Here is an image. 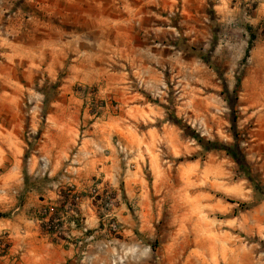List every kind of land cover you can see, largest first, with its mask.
Returning <instances> with one entry per match:
<instances>
[{"label": "rangeland", "instance_id": "obj_1", "mask_svg": "<svg viewBox=\"0 0 264 264\" xmlns=\"http://www.w3.org/2000/svg\"><path fill=\"white\" fill-rule=\"evenodd\" d=\"M94 122L153 203L97 264H264V0H0V218L35 137Z\"/></svg>", "mask_w": 264, "mask_h": 264}, {"label": "crops", "instance_id": "obj_2", "mask_svg": "<svg viewBox=\"0 0 264 264\" xmlns=\"http://www.w3.org/2000/svg\"><path fill=\"white\" fill-rule=\"evenodd\" d=\"M66 92L68 99L76 95L72 86ZM60 104L72 117L56 118L55 124L74 128L81 122L82 105ZM121 129L126 139L132 135L130 129ZM83 131L73 141L59 139L56 132L42 133L35 137L25 166H16L9 182L16 202L10 215L0 218V234H7L11 258L21 254L19 264H33L34 259V264H97L106 251H125L141 242L144 207L153 216V203L143 204L142 188L123 166L110 127L94 122ZM48 159L54 160L51 167ZM97 181L114 197L108 217L103 201L92 197Z\"/></svg>", "mask_w": 264, "mask_h": 264}, {"label": "built area", "instance_id": "obj_3", "mask_svg": "<svg viewBox=\"0 0 264 264\" xmlns=\"http://www.w3.org/2000/svg\"><path fill=\"white\" fill-rule=\"evenodd\" d=\"M115 145L120 153L124 154V157H127V148L124 144L121 143V141H116ZM91 193L92 197L95 199H101L104 203V208L107 211L106 216L108 217L110 215V212L113 207L114 203V197L112 195V192L110 191L109 187L105 185L103 181H97L93 186L91 187ZM112 226L118 230L117 224H112Z\"/></svg>", "mask_w": 264, "mask_h": 264}]
</instances>
